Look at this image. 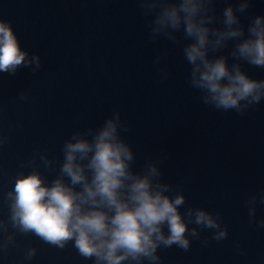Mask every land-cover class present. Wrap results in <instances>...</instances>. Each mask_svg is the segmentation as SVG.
<instances>
[{"label": "water", "instance_id": "obj_1", "mask_svg": "<svg viewBox=\"0 0 264 264\" xmlns=\"http://www.w3.org/2000/svg\"><path fill=\"white\" fill-rule=\"evenodd\" d=\"M223 7L225 0H218V14ZM238 15L246 28L250 17L264 15V0H252ZM0 19L11 22L21 48L37 53L42 63L36 74L0 73V136L7 137L0 145V218H7L4 195L22 162L37 151L62 159L60 148L72 131L95 128L119 111L129 129L121 136L136 156L133 169L139 171L149 155L166 154L159 165L163 181L178 187L188 205L219 210L228 229L219 243L193 241L188 252L160 251L161 264H264V229L249 225L244 206L249 194L264 191V101L242 116L204 106L187 85L182 47L148 40L151 17L141 15L136 0H0ZM165 50L168 55L155 65ZM158 68L167 69L166 81ZM242 68L264 78L262 69ZM21 92L26 100L18 98ZM40 171L49 181L56 175L42 166ZM257 217H264V206ZM209 235L205 231L202 238ZM16 241L0 253V264H92L72 242L59 249L32 235H17ZM29 246L36 255L26 260Z\"/></svg>", "mask_w": 264, "mask_h": 264}, {"label": "clouds", "instance_id": "obj_2", "mask_svg": "<svg viewBox=\"0 0 264 264\" xmlns=\"http://www.w3.org/2000/svg\"><path fill=\"white\" fill-rule=\"evenodd\" d=\"M217 2L136 0L141 15L151 17L148 40L182 47L189 66L186 82L200 93V102L242 116L264 101V78H253L242 68L246 63L264 70V15L250 17L245 28L238 14L246 13L252 0H225L219 14ZM230 42L225 55L222 50ZM167 55V50L161 52L153 63L159 65ZM41 68L40 56L22 49L11 22L0 19V73L15 76L27 69L36 74ZM158 71L161 82L166 81L167 69ZM18 98L27 96L21 92ZM128 131L119 111H113L95 128L72 131L60 148L62 159L37 151L22 162L4 195L8 215L0 218V253L16 246L17 235H32L59 249L72 242L92 264H161L162 250L188 252L193 241L207 246L226 240L228 229L219 210L188 205L178 187L163 181L159 165L166 154L159 159L149 155L139 171L133 169L135 153L121 136ZM6 141L0 136V145ZM41 166L56 173L54 178L42 175ZM244 206L249 225L264 229V217H257L264 191L249 194ZM205 231L210 235L202 238ZM234 247L244 254L238 242ZM35 255V247L24 251L26 260Z\"/></svg>", "mask_w": 264, "mask_h": 264}]
</instances>
